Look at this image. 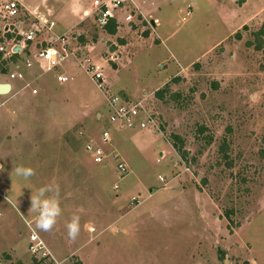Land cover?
Segmentation results:
<instances>
[{
  "label": "rangeland",
  "instance_id": "374dc122",
  "mask_svg": "<svg viewBox=\"0 0 264 264\" xmlns=\"http://www.w3.org/2000/svg\"><path fill=\"white\" fill-rule=\"evenodd\" d=\"M127 2L128 33L96 34L85 21L64 44L101 67L107 94L71 56L40 82L37 71L17 82L29 84L24 102H43L15 121L24 130L21 151L0 159L35 171L27 179L0 172V264H32L25 221L59 264H264V59L246 46L264 24V0H146V19ZM2 24L0 42L8 40ZM61 44L52 46L60 51ZM23 54L13 62L29 57ZM108 94L141 102L151 126L116 129L107 120ZM171 135L181 140L184 159ZM90 142L104 152L101 164L85 152ZM115 154L126 165L123 177ZM43 186L52 189L48 196L58 189L61 215L51 232L36 229L38 213L30 211ZM73 215L80 217L74 241L66 230Z\"/></svg>",
  "mask_w": 264,
  "mask_h": 264
},
{
  "label": "built area",
  "instance_id": "2783aa9c",
  "mask_svg": "<svg viewBox=\"0 0 264 264\" xmlns=\"http://www.w3.org/2000/svg\"><path fill=\"white\" fill-rule=\"evenodd\" d=\"M122 3L123 0H105L101 2L93 1V9L90 13V16L92 17L94 28L103 31L109 20L116 21L115 13L117 10L122 8ZM19 16L18 3L15 0H0V21L3 22L2 25L4 33H8L11 36L8 42L0 43V61L4 62V65L7 67L11 66V71L7 74L8 81L21 83L25 81V76L28 75L31 70H33L34 61L37 62V65L39 66L37 70L38 74L36 75L41 77L57 68L69 54L65 50V43L61 37L53 39L49 38L47 42L48 46L40 47L38 49L36 48L33 54L28 58H24L23 62L21 63L13 62L11 58L14 54H17L14 49L16 47L19 48V45H21L20 51H24L27 48V44L33 43L35 37L41 32L40 25L34 22H28L25 27L22 26L20 22L14 23V21L17 20ZM131 19L132 16L129 14L124 16V22L126 25L131 22ZM115 26L116 29L119 28L118 24H115ZM57 40L63 43L61 44L60 51L52 46V43ZM108 59L109 61H114V59L111 57ZM80 65H85L87 72L90 74L93 81L98 82L99 88L103 89L105 94H107L106 88L102 84L103 78L101 67L98 65L89 64V61L86 58L82 59V63ZM55 80L58 83H63L66 82L67 78L57 75ZM28 86L29 84L26 83L23 88ZM31 93L35 94L36 91L31 89ZM106 113L108 122L116 129L133 130L137 128L138 130H143L151 126L153 123L141 102L131 103L124 100V98L117 94H108L106 96ZM108 138L109 133L107 131H103L99 136V142L104 144L108 141ZM84 150L91 157L93 163L95 164H101L106 158L104 152L99 147L97 142L85 144ZM113 159L116 161V174H118L119 177L125 176L127 174L126 165L121 161V159L118 158L117 154L113 156ZM158 180L160 182L163 181V179L160 177ZM116 188L117 187L114 186V189ZM131 201H136V199L132 198ZM26 226L29 230L26 248L30 257L40 261V264H59L53 260V257L39 236L33 232L27 224ZM89 231L92 232L93 230L90 228Z\"/></svg>",
  "mask_w": 264,
  "mask_h": 264
},
{
  "label": "crops",
  "instance_id": "0c3cea01",
  "mask_svg": "<svg viewBox=\"0 0 264 264\" xmlns=\"http://www.w3.org/2000/svg\"><path fill=\"white\" fill-rule=\"evenodd\" d=\"M15 1L18 3L19 14H20L19 17H23V18L27 17L29 18L28 22L37 23L38 25H40V28H41V32L38 34V37H37V38H40L41 40H38L37 44L35 42L31 44L29 43L27 44L26 49L29 52V56H31L33 54L32 50L36 49V45H38L39 47H42V45L46 47L49 38L53 39V38L63 37L62 39L64 40V43L66 44L71 43L69 42L71 41L69 36L73 35V33H75V35H78V33H80L79 31L83 30L82 28L85 25L84 23L85 21L88 22V24L89 23L92 24V17L90 16V13L93 9L92 3L93 1H96V0H91V6L89 5V0H15ZM97 1H105V0H97ZM124 1L125 0H123V3ZM128 1L129 3L127 2V5H128L127 7L134 8L135 13H137L142 19H146L145 16L148 15V12L145 10L144 5H143V1L146 2V0H128ZM125 8L126 7H124L123 5L122 8L120 10H117L115 13L117 23L114 20V24H118L119 26V28L116 29L115 34H118L120 31H125L126 33H128L127 31L130 30V26L126 25V23L124 22V16L126 15V13H124ZM122 10H123V13H121ZM152 22H153L152 27L155 26V24H157L156 20ZM96 31H95L96 34L104 33L107 36L115 35V34L108 35L105 33L104 30L103 31L96 30ZM122 33L125 34L124 32ZM125 35H128V34H125ZM146 35H147L146 38L148 40L150 33L149 34L147 33ZM129 36L131 35L129 34ZM10 38L8 40L3 39L2 42L4 43L8 42ZM80 44L88 45L84 43V41H82V43L80 42ZM20 46L21 45H19V48L16 50L17 54L15 55L17 58L22 59L24 54H23V51H20ZM127 46L128 44L121 46L120 48H124ZM65 50L69 54L68 56L73 57V59L77 63V66H82L80 65L82 63L81 57L85 58L83 54L81 55L80 53V55H76L74 53V50L71 48L69 50L68 47H66ZM113 55L114 54L112 53L111 57L115 58V56ZM116 59H118L117 56H116ZM121 59L122 57L120 58V60ZM33 63H34L33 70H31L29 74L30 73L36 74L35 71H37L39 68V66L37 65V62L34 61ZM115 67L116 68L118 67L117 64ZM8 68L11 71V66H8ZM43 76L40 77L38 82L41 81V78ZM5 82H7V84H9L10 86L9 92L14 91V89H17L19 92L15 95H12L10 98L8 96L0 95V97L2 98L0 101V157H1L0 159L2 160H4V156H7L9 158V156L11 157L13 152L21 151L20 148L17 149L18 148L17 145L19 144V142H21L20 138L22 139H25V138L22 137V132L24 131L23 128H20L18 124L15 122L17 118L27 115L29 110H31L32 108H37L39 104H42L43 102L41 100L35 101V103H32V104H28L24 102L21 98V93H22V90H24L25 88L21 87L19 83L17 82H15L14 88H13L12 83L6 79V76L0 75V84H6ZM122 90L123 89H120L119 91H122ZM123 91L126 92L125 90ZM30 94L35 95L36 93L32 94L31 89H30ZM95 117L97 119L101 118L99 113H96ZM15 148L17 150L14 151ZM17 154L18 152L16 153V155ZM5 162H6L5 164H2V162H0V172L2 170L5 171L4 168H6L7 170H11V172L15 171V169L8 167L12 165V167L14 166V168H16V166L13 165L12 163L13 161L11 159H5ZM0 188H1V182H0ZM26 224L29 226L30 222L25 221V225ZM11 250L15 251L13 249Z\"/></svg>",
  "mask_w": 264,
  "mask_h": 264
},
{
  "label": "clouds",
  "instance_id": "9594fccd",
  "mask_svg": "<svg viewBox=\"0 0 264 264\" xmlns=\"http://www.w3.org/2000/svg\"><path fill=\"white\" fill-rule=\"evenodd\" d=\"M17 175L25 179L35 175L31 167L18 166L15 168ZM52 189L49 186H43L38 193L31 196L30 211L38 213L35 217V227L44 232H51L57 223V218L61 215V207L58 199V189L55 196H48L47 193ZM67 235L70 240H75L80 232V217L73 215L66 224Z\"/></svg>",
  "mask_w": 264,
  "mask_h": 264
},
{
  "label": "trees",
  "instance_id": "16d2710c",
  "mask_svg": "<svg viewBox=\"0 0 264 264\" xmlns=\"http://www.w3.org/2000/svg\"><path fill=\"white\" fill-rule=\"evenodd\" d=\"M104 31L108 35H114L116 33V26H115L113 20H109L108 21V24L105 26ZM144 35H146V33H144ZM6 37L9 39L10 38V35L6 34ZM253 37H254L253 41L252 42H246V46H249V47L252 46V48L255 51L261 52L262 57L264 59V24L261 25V27L253 34ZM236 38L237 39L239 38L238 34L236 35ZM79 41L82 43L83 39L82 38H79ZM119 43L122 44L123 42L122 41H119ZM0 57H1V54H0ZM16 58L17 57L14 54L11 59H12V61H14ZM5 71L6 70H5L4 62H1L0 63V73L4 74ZM173 81L175 82L176 79L174 78ZM161 91L162 90H156L154 92V95L159 98L161 96ZM170 137H171V147L177 152V154L182 159H184L186 152H184L182 150L181 140L177 136H175V135H171ZM209 141L210 140H208L207 143H209ZM223 148H224V145H223V142H222V144L219 146V151L222 153V156H223L222 158L225 159V155H223V152H224V149ZM31 260H32V264H40V261H37L35 258H32L31 257ZM76 264H79V262H77Z\"/></svg>",
  "mask_w": 264,
  "mask_h": 264
},
{
  "label": "water",
  "instance_id": "95a60500",
  "mask_svg": "<svg viewBox=\"0 0 264 264\" xmlns=\"http://www.w3.org/2000/svg\"><path fill=\"white\" fill-rule=\"evenodd\" d=\"M150 25L152 26L153 25V22L152 21H150ZM18 49V47H16L15 49H14V51H16ZM9 90H10V86H9V84H0V94H6V93H8L9 92Z\"/></svg>",
  "mask_w": 264,
  "mask_h": 264
}]
</instances>
